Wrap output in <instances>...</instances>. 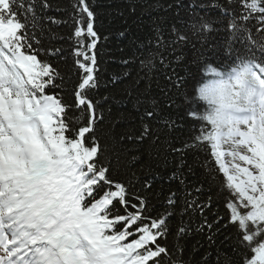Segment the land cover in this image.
Returning <instances> with one entry per match:
<instances>
[{
	"label": "snow or ice",
	"instance_id": "obj_1",
	"mask_svg": "<svg viewBox=\"0 0 264 264\" xmlns=\"http://www.w3.org/2000/svg\"><path fill=\"white\" fill-rule=\"evenodd\" d=\"M130 7L147 31L109 83L137 117L115 133L110 97L96 99L108 37L91 0L73 4L70 99L59 69L38 59L64 49L35 47L37 0H0V264H264V0ZM178 119L195 134L162 144L158 125ZM201 147L215 160L206 173L188 159ZM162 148L165 164L178 154L166 195L154 184Z\"/></svg>",
	"mask_w": 264,
	"mask_h": 264
},
{
	"label": "trees",
	"instance_id": "obj_2",
	"mask_svg": "<svg viewBox=\"0 0 264 264\" xmlns=\"http://www.w3.org/2000/svg\"><path fill=\"white\" fill-rule=\"evenodd\" d=\"M51 5L50 8L39 11V0H37L38 14L45 17L42 21L44 25V37L42 45H36L37 48H62L64 49L63 57L60 56H46L43 51L40 52L38 59L47 60L59 69L61 74L65 77L66 88L65 99L71 97L68 93H71L74 84L76 83L75 68L73 67L72 57V41L69 37L73 32V4L75 0H48ZM137 2V0H91L95 10L98 13L97 25L103 36H107V41L102 39L101 46L98 50V59L100 61V80L101 85L96 94V99L102 97H110V100L104 106V112L106 116L107 124H113V131L115 133H121L129 130V125L137 117V111L133 107V102L126 96L121 87L113 88L109 80L112 76L122 73L125 69L120 63L122 59H127L130 53L131 42L137 38H143L147 31V17H141L139 10L133 14L131 12L130 5ZM47 17H52L60 23H52ZM66 21V23H65ZM124 32L125 36H120V33ZM51 37V39H50ZM63 38V39H61ZM121 49L123 51H121ZM59 91V90H57ZM103 102V101H102ZM172 119H177L175 115ZM177 124L179 126L174 128L165 127L161 122L158 125L159 135L161 137L162 144L164 141H170L175 146L180 147L182 144L190 139V136L195 134L191 125L185 122L184 119H178ZM166 147V145H165ZM178 154H169L167 159L168 163H164L165 152L162 148L159 157V167L155 169L156 179L154 181L157 191L163 189L164 194L168 191L167 175H170V169L172 167V160L174 156ZM207 157V159H205ZM189 162L195 159L197 167L201 173H206L209 168H213L215 160L211 157L210 151L201 147L196 150L195 155L192 154L188 157ZM207 165L203 167L202 165ZM218 167V166H217ZM161 176L165 179L161 180ZM203 175L201 179H203ZM213 185L215 193H219L222 190L223 173H218L216 179L209 178ZM207 188V184L205 185ZM178 221H173V224ZM194 243L195 241H190ZM169 243H173L171 239Z\"/></svg>",
	"mask_w": 264,
	"mask_h": 264
},
{
	"label": "rangeland",
	"instance_id": "obj_3",
	"mask_svg": "<svg viewBox=\"0 0 264 264\" xmlns=\"http://www.w3.org/2000/svg\"><path fill=\"white\" fill-rule=\"evenodd\" d=\"M225 147H227V146H225ZM225 159H226V161L230 160V158H227V157Z\"/></svg>",
	"mask_w": 264,
	"mask_h": 264
}]
</instances>
